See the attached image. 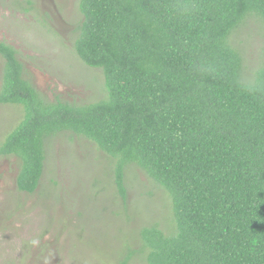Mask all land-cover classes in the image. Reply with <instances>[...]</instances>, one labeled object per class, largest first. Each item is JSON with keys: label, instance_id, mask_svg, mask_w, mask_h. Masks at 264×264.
I'll list each match as a JSON object with an SVG mask.
<instances>
[{"label": "trees", "instance_id": "16d2710c", "mask_svg": "<svg viewBox=\"0 0 264 264\" xmlns=\"http://www.w3.org/2000/svg\"><path fill=\"white\" fill-rule=\"evenodd\" d=\"M75 50L101 69L107 96L88 104L44 98L18 50L0 41V105L24 115L0 144L16 157L17 187L35 193L47 143L83 136L115 163L140 167L172 201L173 231H140L143 264H264V65L252 78L232 37L264 0H80ZM264 24V23H262ZM176 231V232H175Z\"/></svg>", "mask_w": 264, "mask_h": 264}, {"label": "rangeland", "instance_id": "374dc122", "mask_svg": "<svg viewBox=\"0 0 264 264\" xmlns=\"http://www.w3.org/2000/svg\"><path fill=\"white\" fill-rule=\"evenodd\" d=\"M79 2L0 0V41L18 50L25 76L49 101L82 105L107 96L103 71L75 50ZM262 23L253 17L232 37L248 79L264 65ZM3 69L0 55V89ZM23 115L21 105H0V144ZM114 168L93 142L63 132L49 139L40 186L30 194L17 187V158L0 155V264H118L140 249L143 227L177 231L167 191L133 164L125 168L124 199ZM143 263L142 254L129 261Z\"/></svg>", "mask_w": 264, "mask_h": 264}]
</instances>
